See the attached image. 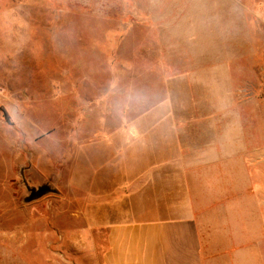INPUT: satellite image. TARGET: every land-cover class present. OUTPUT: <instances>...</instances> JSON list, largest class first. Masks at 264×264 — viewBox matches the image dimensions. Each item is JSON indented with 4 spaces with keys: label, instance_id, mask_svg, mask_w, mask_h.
I'll return each mask as SVG.
<instances>
[{
    "label": "rangeland",
    "instance_id": "374dc122",
    "mask_svg": "<svg viewBox=\"0 0 264 264\" xmlns=\"http://www.w3.org/2000/svg\"><path fill=\"white\" fill-rule=\"evenodd\" d=\"M0 189L32 264L191 209L264 264V0H0Z\"/></svg>",
    "mask_w": 264,
    "mask_h": 264
},
{
    "label": "crops",
    "instance_id": "0c3cea01",
    "mask_svg": "<svg viewBox=\"0 0 264 264\" xmlns=\"http://www.w3.org/2000/svg\"><path fill=\"white\" fill-rule=\"evenodd\" d=\"M2 200L0 196V223L3 220ZM108 202L111 208L115 206V199ZM13 208L15 211L8 218L9 230L3 233L0 230V264L2 261H6L7 264H32L33 255L39 254V251H34L32 247L25 249L21 247L23 236L26 239L32 237V227L28 225L23 227L20 223L18 209L21 207L17 205V201H13ZM31 208L33 209L34 206L31 205ZM29 214L33 215L34 211H30ZM96 221L101 225L95 227L94 224L98 242L95 241L94 244L88 238L82 241L87 242L83 252H89L86 255L91 261L95 254L98 258L97 264H242L243 262L240 252L216 239V233L210 231L212 229L210 221H201L194 215L192 209L185 214L151 220L121 218L119 215L111 214L105 219L98 218ZM244 229L249 232L252 240L256 239L254 232L257 231V227ZM230 230L233 233L234 228ZM48 236L47 231L45 251H41V256H45L46 259L42 261L46 264L49 261ZM83 236L82 234L81 237ZM3 241H8V254L3 248ZM251 253V250L245 253L249 261Z\"/></svg>",
    "mask_w": 264,
    "mask_h": 264
},
{
    "label": "water",
    "instance_id": "95a60500",
    "mask_svg": "<svg viewBox=\"0 0 264 264\" xmlns=\"http://www.w3.org/2000/svg\"><path fill=\"white\" fill-rule=\"evenodd\" d=\"M31 192L33 193L31 200H34V199L41 197L44 193H48V190L46 187H39L38 190L37 189H31Z\"/></svg>",
    "mask_w": 264,
    "mask_h": 264
},
{
    "label": "trees",
    "instance_id": "16d2710c",
    "mask_svg": "<svg viewBox=\"0 0 264 264\" xmlns=\"http://www.w3.org/2000/svg\"><path fill=\"white\" fill-rule=\"evenodd\" d=\"M4 116L7 117L5 112H4Z\"/></svg>",
    "mask_w": 264,
    "mask_h": 264
}]
</instances>
